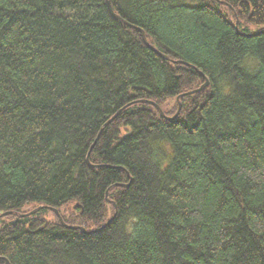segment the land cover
<instances>
[{"label": "trees", "instance_id": "16d2710c", "mask_svg": "<svg viewBox=\"0 0 264 264\" xmlns=\"http://www.w3.org/2000/svg\"><path fill=\"white\" fill-rule=\"evenodd\" d=\"M108 1L0 0V264H264V0Z\"/></svg>", "mask_w": 264, "mask_h": 264}, {"label": "water", "instance_id": "95a60500", "mask_svg": "<svg viewBox=\"0 0 264 264\" xmlns=\"http://www.w3.org/2000/svg\"><path fill=\"white\" fill-rule=\"evenodd\" d=\"M108 4H109L110 11H111L112 15L114 16V18H116L117 20H122L124 23H126V24L132 26V25L129 24L127 21L123 20V19H122V18H121V17H120L115 11H114V8H113V5H112L111 0L108 1ZM235 17H236L235 27L238 29L239 20H238V18H237V14H235ZM134 27H135V26H134ZM138 29L141 31L145 43H146L149 47L155 49L154 47H152V46L150 45V43H149V41H148V38H147V35H146V32H145L143 29H141V28H138ZM160 54H161L163 57H165L166 59H168V57H167L166 55H164V54H162V53H160ZM174 62L177 63V64H185V65H189L188 63H186V62H184V61H180V60H178V61H174ZM208 85H209V80L206 79V82L203 84V86H202L201 88L196 89V90H192V91H189V92H186V93H183V94H181L180 96H178V99H180L181 97L186 96V95L194 94V93H196L197 91H199L200 89H204V88H206ZM141 102H143V103L146 102V103H150V104H152L153 106H155V107L157 108V110L159 111L160 115H161L162 117H164V118H167V119H176V118L180 115V112H181V109H182V103H179V107H178L177 112H176L174 115H172V116H168V115H166V114L164 113V111H163V109L161 108V106H160L159 104H157L156 102H154V101H147V100H145V101H141ZM100 135H101V132L99 133L97 139L95 140L93 146L91 147V150H90V152H89V155H90L92 149L94 148V146L96 145V143L98 142V139L100 138ZM95 166H97V165H95ZM122 186H125V185H122ZM113 204H114V206H115V208H116L115 203H113ZM43 208H47V209H49V210L55 212L56 215L59 217L60 221L62 222V224H64L65 226H67V227H71V228H74V229H82L83 231H85V228H83V227H81V226H69L68 224H66L65 221H64V219H63V217L61 216L59 210H58L57 208H53V207H49V206L44 207V206L40 205V206H37L36 208H34L33 210H31L30 212H27V213H24V214H22V213H17V215H18L19 217H25V216H28V215L35 214V213L39 212L40 210H42ZM13 213H14L13 211H12V212H5V213H3L2 215H0V217H2V216H7V215H9V214H13ZM6 264H10V262H9L8 260H6Z\"/></svg>", "mask_w": 264, "mask_h": 264}, {"label": "rangeland", "instance_id": "374dc122", "mask_svg": "<svg viewBox=\"0 0 264 264\" xmlns=\"http://www.w3.org/2000/svg\"><path fill=\"white\" fill-rule=\"evenodd\" d=\"M252 29H257L256 27H252ZM172 103V102H171ZM165 108H166V106L165 105H163ZM171 106V105H170ZM73 206H68V207H65V208H63L62 209V213H64L66 216L67 215H69L72 211H73V208H72ZM29 208V206L28 207H26V208H24L25 210H27ZM53 216V214L51 213L50 214V216L49 217H52Z\"/></svg>", "mask_w": 264, "mask_h": 264}]
</instances>
